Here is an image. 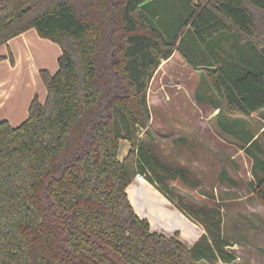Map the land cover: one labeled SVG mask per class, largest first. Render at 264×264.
Wrapping results in <instances>:
<instances>
[{
    "label": "trees",
    "instance_id": "trees-1",
    "mask_svg": "<svg viewBox=\"0 0 264 264\" xmlns=\"http://www.w3.org/2000/svg\"><path fill=\"white\" fill-rule=\"evenodd\" d=\"M30 28L61 54L54 74L40 71L44 103L35 95L17 126L0 121V264H233L219 206L177 199L206 232L188 248L152 231L126 188L140 174L172 191L173 168L137 127L148 131L149 81L177 52L202 73L195 98L206 87L220 129L252 155L264 209L263 149L253 151L260 134L246 119L264 109V0H0V45ZM121 140L130 148L119 159Z\"/></svg>",
    "mask_w": 264,
    "mask_h": 264
},
{
    "label": "rangeland",
    "instance_id": "rangeland-1",
    "mask_svg": "<svg viewBox=\"0 0 264 264\" xmlns=\"http://www.w3.org/2000/svg\"><path fill=\"white\" fill-rule=\"evenodd\" d=\"M160 11L164 21L174 19L177 11L176 4L165 3L160 7ZM40 39L48 42H40L38 45L32 43L34 61L52 68L57 64L59 45L46 38L40 37ZM39 56L41 61L38 60ZM19 66L20 74H12L8 85L15 89L14 92L18 91L22 95V92L26 90V81L32 78L29 70V68L32 69V64H29L23 56L19 61ZM156 72L147 88L150 122L154 125L149 124L148 131L138 126L137 135L161 161L173 166L171 170L175 174L174 179L169 181L172 191H168L170 198L166 196L171 203H177L180 195L182 202L186 205L202 207L221 204L224 235L233 243L229 250L236 257L233 264H264V252L261 250L262 247L264 248V209L252 199V194L244 189L241 182L250 178L251 160L242 151L235 155L231 163L211 156L215 155L216 151L223 155H233L238 152V147L228 145V142L223 139L226 136L219 131L214 120L211 119L212 107L195 100L194 87L202 74L200 71L192 69L176 54L170 63L157 74ZM37 82L38 87L35 94L38 100L40 97L43 101L46 87L40 73L37 74ZM179 83L184 86V89L179 86ZM33 88L34 85L31 83V89ZM188 117L191 127V132L188 134L189 150L196 158L188 160L185 164L191 170V176L200 182L199 188L184 186L181 170L176 169V167H182L183 164V146L176 139L182 138L184 134L178 124ZM246 119L251 122L253 131L257 135L260 134L253 151L260 155L263 149L259 158L264 159V133H262L264 131V109L253 112ZM121 154L120 149L118 156ZM220 166L233 170L234 177L240 183L238 189L233 192V195L231 194L232 196L230 190L228 192L222 189L215 191V187L218 186L215 184L213 171H217ZM225 198L230 201L222 202L221 200ZM216 200H219V203ZM172 224L180 225L178 220H172ZM165 233V231L162 232L164 235ZM196 264L208 263L200 261Z\"/></svg>",
    "mask_w": 264,
    "mask_h": 264
},
{
    "label": "crops",
    "instance_id": "crops-1",
    "mask_svg": "<svg viewBox=\"0 0 264 264\" xmlns=\"http://www.w3.org/2000/svg\"><path fill=\"white\" fill-rule=\"evenodd\" d=\"M40 42H48L46 40L40 39V36L36 32L34 28H30L12 38H10L6 43L0 45V55H3L5 58L0 61V121L7 120L12 126H17L21 124L28 116V107L33 99L35 94V90L38 87L37 82V74L40 73L41 70H47L51 74H54L58 69V62L56 66H52V68H48L44 64L35 63L33 50H32V43L38 45ZM231 41L228 43L223 44V48L229 49L231 46ZM60 48V47H59ZM58 50V49H57ZM9 54L13 57V60H10ZM61 54V49L58 51V57ZM178 54L174 52L172 56L168 59L163 61L158 70H162L168 63H170L175 55ZM26 57V60L29 61V64H32V69L29 68L32 78L26 81V90L22 92V95L16 91L14 88L9 86V78L12 74L19 73V61L22 57ZM178 56L182 59V57L178 54ZM57 57V60H58ZM38 60L41 61V57H38ZM183 60V59H182ZM184 61V60H183ZM185 62V61H184ZM186 63V62H185ZM34 65V66H33ZM156 72V74H157ZM20 74V73H19ZM24 74V73H23ZM184 78H182L183 80ZM185 80V79H184ZM201 76L198 80L197 84L194 87V98H195V90L200 87L201 85ZM31 83L34 85V88L31 89ZM179 86L184 89V86L179 83ZM11 91V92H10ZM203 95L206 97L204 101H198L196 98L195 100L200 103H207L212 107V117L211 119L214 120L216 127L219 131L225 135L223 139L228 142L227 144L230 146L238 147V152L233 155H223L216 151L215 155H211L220 161L226 160L228 162H232L236 154H239L241 151L251 160V167H250V178L246 179L245 181H241L244 189L247 190L250 194H252V190L255 183L256 174L259 176L261 172L256 171V174L252 172V155L246 153L244 151V147L241 146L240 140L236 137H233L225 132H223L219 125L218 120L222 121L223 118H217L216 115L219 111L216 105L212 102V97L207 88H203ZM186 94V92L184 91ZM46 97V95H45ZM39 101L44 103L39 97ZM163 121V118L161 119ZM226 120V118H225ZM230 123L233 122L231 119H227ZM248 124H251L250 121H247ZM153 126L154 124L150 122ZM181 127L183 130L184 136L182 138L176 139L177 142H181L183 146V164L182 167H176L177 169H181L183 171L185 181L183 182L184 186L190 188H199L200 182L198 179L196 180L191 175V170L187 167L185 163L188 160L195 159L196 156L192 155L189 150V133L191 132L190 121L189 117L184 118L181 121V124H178V127ZM252 127V126H251ZM157 128V127H156ZM255 133V132H254ZM255 135H257L255 133ZM159 136V135H158ZM155 142V141H154ZM264 147V145H263ZM130 148L129 143L126 140L120 141V149L122 150L121 156H118L119 159L123 158ZM152 152V150H151ZM152 154L164 165L168 167H173L168 164H165L160 158L152 152ZM264 160V159H263ZM227 169L226 167L220 166V168L216 171H213V174L216 179V186L215 191L222 189V191L228 192L230 190V195H233L238 189L240 183L237 181L236 177H234L233 170ZM208 172V171H207ZM225 186V187H224ZM126 193L130 204L132 205L135 213L141 217L148 220L150 224V229L155 232L162 233L165 231V236H174L175 233H178V240L181 241L185 246L188 248L192 246V244L202 235L206 234L204 227L200 224L197 220L189 216L184 210L178 208L176 203H171L166 196V194L162 193L156 185L148 182L145 178L141 180H137L136 177L132 180V182L127 186ZM231 195V196H232ZM241 199V198H239ZM178 201V200H177ZM182 201V198H181ZM223 201H230V199L225 198ZM179 202V201H178ZM219 203V200H216ZM187 207H199V206H192L186 205ZM154 204V205H153ZM156 205V206H155ZM219 206L222 211L221 204H212ZM211 206V205H207ZM201 207V206H200ZM172 220H178L180 225H173ZM164 235V234H163Z\"/></svg>",
    "mask_w": 264,
    "mask_h": 264
},
{
    "label": "built area",
    "instance_id": "built-area-1",
    "mask_svg": "<svg viewBox=\"0 0 264 264\" xmlns=\"http://www.w3.org/2000/svg\"><path fill=\"white\" fill-rule=\"evenodd\" d=\"M135 177L137 180H141V179L145 178L143 175H140V174H136Z\"/></svg>",
    "mask_w": 264,
    "mask_h": 264
},
{
    "label": "flooded vegetation",
    "instance_id": "flooded-vegetation-1",
    "mask_svg": "<svg viewBox=\"0 0 264 264\" xmlns=\"http://www.w3.org/2000/svg\"><path fill=\"white\" fill-rule=\"evenodd\" d=\"M180 198H182L180 195H179ZM263 248V247H262Z\"/></svg>",
    "mask_w": 264,
    "mask_h": 264
}]
</instances>
